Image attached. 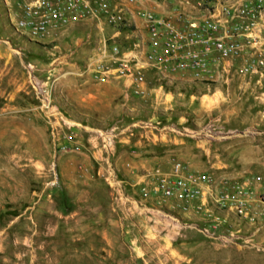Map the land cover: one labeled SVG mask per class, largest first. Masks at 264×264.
Instances as JSON below:
<instances>
[{"label": "rangeland", "instance_id": "374dc122", "mask_svg": "<svg viewBox=\"0 0 264 264\" xmlns=\"http://www.w3.org/2000/svg\"><path fill=\"white\" fill-rule=\"evenodd\" d=\"M16 2L0 0V44L17 58L0 57V264H264V227L140 193L150 171L174 162L216 183L259 177L264 191V78L149 76L147 93L133 95L85 71L99 35L15 34L6 13ZM62 118L80 150L57 149L70 131Z\"/></svg>", "mask_w": 264, "mask_h": 264}, {"label": "built area", "instance_id": "2783aa9c", "mask_svg": "<svg viewBox=\"0 0 264 264\" xmlns=\"http://www.w3.org/2000/svg\"><path fill=\"white\" fill-rule=\"evenodd\" d=\"M15 7L6 13L13 32L42 42L55 41L68 26L84 20L114 28V35L99 38L85 71L96 82L120 80L133 95L147 93L149 76L215 81L233 71L264 78V0H179L177 10L161 15L140 8L138 0H17ZM135 17L144 21V36L130 44L119 42L118 31L130 27ZM27 73L33 91L43 96L30 65ZM62 120L70 130L69 121ZM100 135L102 147L109 149L111 134ZM56 142L60 152L81 148L72 130ZM148 176L151 181L140 186L144 198L158 197L171 202V208L207 216L212 207L256 231L264 227L259 177L216 183L209 173L187 170L180 162L168 171L155 167ZM111 177L108 173L106 179Z\"/></svg>", "mask_w": 264, "mask_h": 264}, {"label": "crops", "instance_id": "0c3cea01", "mask_svg": "<svg viewBox=\"0 0 264 264\" xmlns=\"http://www.w3.org/2000/svg\"><path fill=\"white\" fill-rule=\"evenodd\" d=\"M138 6L142 9L146 10H151L155 14L161 15V14H167L170 12H173L178 9L179 6V0H138ZM89 25V30L86 31V28L82 29V26ZM107 27V26H106ZM70 30H79V33L86 34L89 38L93 35H99L102 36L106 32H102L101 29L103 26L101 24H96L95 22L89 21V20H84L76 24H72L69 26ZM108 28V27H107ZM111 33L109 35H114V28H111ZM144 21L142 18L135 17L133 19L132 24L130 27H128L125 30H120L117 33V40L119 42L125 43V44H130L131 42L136 41L139 39L141 36H144ZM108 35V36H109ZM130 37L129 40H126L127 42H123L121 39L123 37ZM99 40V39H98ZM81 48V47H80ZM79 48V49H80ZM16 52L19 50L14 49ZM85 50V49H84ZM2 51V52H1ZM75 50H71L69 54H67V57L70 56ZM19 53V52H18ZM18 55V54H17ZM0 57L4 60L5 63L8 65H12V63H15L17 60L16 56H13L12 52L4 48L3 45L0 44ZM18 59H20V56H17ZM60 57V56H58ZM66 57V58H67ZM65 59V58H64ZM63 59V60H64ZM113 82V81H110Z\"/></svg>", "mask_w": 264, "mask_h": 264}, {"label": "trees", "instance_id": "16d2710c", "mask_svg": "<svg viewBox=\"0 0 264 264\" xmlns=\"http://www.w3.org/2000/svg\"><path fill=\"white\" fill-rule=\"evenodd\" d=\"M125 30V29H122V31Z\"/></svg>", "mask_w": 264, "mask_h": 264}]
</instances>
